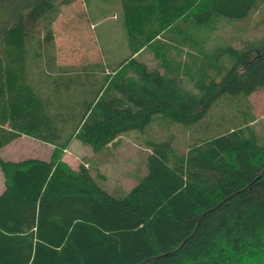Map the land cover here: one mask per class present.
I'll return each instance as SVG.
<instances>
[{"label": "trees", "instance_id": "obj_1", "mask_svg": "<svg viewBox=\"0 0 264 264\" xmlns=\"http://www.w3.org/2000/svg\"><path fill=\"white\" fill-rule=\"evenodd\" d=\"M260 1L119 0L128 56L76 68L57 63L53 35L69 1L0 0V150L22 136L53 147L48 161L0 158V264H264L250 102L264 37L215 36ZM154 127L165 137L125 193L61 160L78 140L101 162L119 136Z\"/></svg>", "mask_w": 264, "mask_h": 264}, {"label": "rangeland", "instance_id": "obj_2", "mask_svg": "<svg viewBox=\"0 0 264 264\" xmlns=\"http://www.w3.org/2000/svg\"><path fill=\"white\" fill-rule=\"evenodd\" d=\"M61 5V14L53 23L56 60L59 65L82 67L91 64L108 65L109 62L128 56L124 39V25L119 0H67ZM250 13L247 20L226 23L216 37L232 39L242 45L247 39L264 37V0ZM259 2V3H260ZM174 26L184 28L183 20ZM138 59L150 66L157 63L150 49L139 53ZM256 121L255 132L264 144V88L250 97ZM165 137L162 128L153 132L131 131L119 136L105 151L107 157L99 162L90 147L74 140L68 149L61 152V160L72 170L80 165L89 168L93 174H101L105 185L114 192L125 193L136 183L135 175L144 167L145 156L149 153L147 143H155ZM181 138V137H179ZM183 139V138H181ZM108 153V154H107ZM53 147L25 136L0 150V158L21 161L30 158L50 160ZM143 165V167H142ZM97 166V168H95ZM5 187L4 174L0 171V192ZM258 260L264 261L263 255Z\"/></svg>", "mask_w": 264, "mask_h": 264}, {"label": "crops", "instance_id": "obj_3", "mask_svg": "<svg viewBox=\"0 0 264 264\" xmlns=\"http://www.w3.org/2000/svg\"><path fill=\"white\" fill-rule=\"evenodd\" d=\"M8 146H9V145H8ZM6 147H7V146H6ZM6 147H5V148H6ZM5 160H10V159L6 158Z\"/></svg>", "mask_w": 264, "mask_h": 264}]
</instances>
